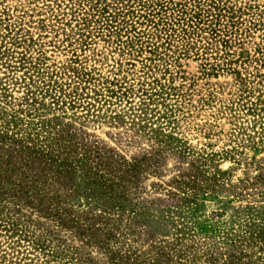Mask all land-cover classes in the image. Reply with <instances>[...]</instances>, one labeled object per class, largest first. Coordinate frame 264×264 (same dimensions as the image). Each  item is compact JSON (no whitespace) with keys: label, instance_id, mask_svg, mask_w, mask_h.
Listing matches in <instances>:
<instances>
[{"label":"rangeland","instance_id":"374dc122","mask_svg":"<svg viewBox=\"0 0 264 264\" xmlns=\"http://www.w3.org/2000/svg\"><path fill=\"white\" fill-rule=\"evenodd\" d=\"M2 131L145 159L119 254L264 264V0H0ZM8 205L0 264L107 261L70 231L42 250L47 221Z\"/></svg>","mask_w":264,"mask_h":264},{"label":"trees","instance_id":"16d2710c","mask_svg":"<svg viewBox=\"0 0 264 264\" xmlns=\"http://www.w3.org/2000/svg\"><path fill=\"white\" fill-rule=\"evenodd\" d=\"M58 139L63 147H38L0 132L1 225H9L13 236L21 230L4 211L10 203L17 212L29 211L47 221L35 243L42 250L53 239L64 244L62 232L70 231L85 246L103 251L108 256L103 264H140L116 252L110 242L117 227L112 224L122 220L149 165L145 159L128 161L112 151L80 149L70 135ZM82 195L97 199L101 212L78 209ZM76 253L78 262L96 264L89 257L83 261L82 250Z\"/></svg>","mask_w":264,"mask_h":264}]
</instances>
